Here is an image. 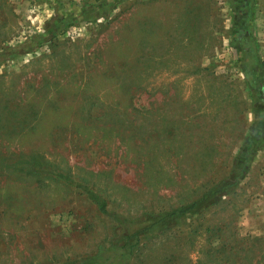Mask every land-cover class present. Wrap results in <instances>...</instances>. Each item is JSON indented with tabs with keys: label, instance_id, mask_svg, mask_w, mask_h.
I'll return each mask as SVG.
<instances>
[{
	"label": "rangeland",
	"instance_id": "obj_1",
	"mask_svg": "<svg viewBox=\"0 0 264 264\" xmlns=\"http://www.w3.org/2000/svg\"><path fill=\"white\" fill-rule=\"evenodd\" d=\"M102 2L0 0V264H212L224 247L229 264H254L264 0ZM245 144L232 192L148 228Z\"/></svg>",
	"mask_w": 264,
	"mask_h": 264
},
{
	"label": "trees",
	"instance_id": "obj_2",
	"mask_svg": "<svg viewBox=\"0 0 264 264\" xmlns=\"http://www.w3.org/2000/svg\"><path fill=\"white\" fill-rule=\"evenodd\" d=\"M101 1L103 0L100 1L98 0V5L102 4L103 6H105V4L103 2L101 3ZM10 49L11 48H5L4 51H1L0 57L3 58L4 55H7L6 53L9 52ZM249 151H250V146L247 144H245L241 149L239 147V151L237 154L239 156H236V158L238 157V161L236 159L237 162H233L231 164L229 171L224 177H222L218 181L211 183L210 185H205L196 198L190 199L188 201H184L183 203L179 204L177 207L173 208L172 210L163 212L160 216H157L156 219L153 220L150 225H148V228L152 226L164 227L166 226L165 224L176 222L177 220H179V217L198 213L200 212L201 209L216 204L222 195L232 192L236 188L239 180L244 175L245 169L247 167V160L249 155L248 153H250ZM60 177L63 180L70 182L68 176L63 175ZM75 185L79 186L84 191L86 196L90 199V201L96 204L97 210L100 213L102 214L107 213V210L105 208V202L102 199H100L97 195H95L87 184L77 183ZM111 219L114 222L117 221L115 217L113 218V216ZM161 224L163 225L160 226ZM260 240L261 238H259L257 242H259ZM111 245H113V243H111ZM124 245L125 244H123V246ZM130 247H131L130 244H128L126 246L127 250L123 253L126 254V252L129 251ZM212 253H214L212 264H229L227 262L228 258L225 247L220 250H217L216 252L212 251ZM93 257L94 256L92 255L85 257L87 261L84 264H94ZM253 257H255L254 264H264V248L261 250L260 247H257V252H252V254L250 255V258ZM76 261L77 260H72V261L63 262L61 264H80V262H76Z\"/></svg>",
	"mask_w": 264,
	"mask_h": 264
}]
</instances>
